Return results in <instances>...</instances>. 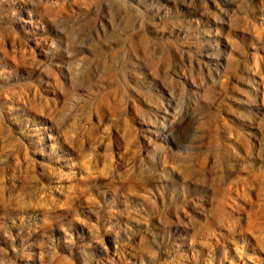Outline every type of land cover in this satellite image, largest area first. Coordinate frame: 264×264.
Returning <instances> with one entry per match:
<instances>
[{"label":"rangeland","instance_id":"obj_1","mask_svg":"<svg viewBox=\"0 0 264 264\" xmlns=\"http://www.w3.org/2000/svg\"><path fill=\"white\" fill-rule=\"evenodd\" d=\"M0 264H264V0H0Z\"/></svg>","mask_w":264,"mask_h":264}]
</instances>
